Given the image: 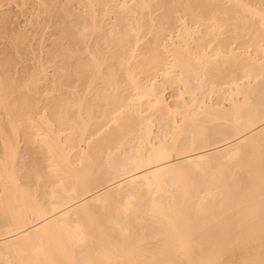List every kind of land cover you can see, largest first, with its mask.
Masks as SVG:
<instances>
[{
	"label": "bare ground",
	"instance_id": "1",
	"mask_svg": "<svg viewBox=\"0 0 264 264\" xmlns=\"http://www.w3.org/2000/svg\"><path fill=\"white\" fill-rule=\"evenodd\" d=\"M87 1L85 61L44 95L49 61H0V264H264V0L145 32L140 0L103 35Z\"/></svg>",
	"mask_w": 264,
	"mask_h": 264
},
{
	"label": "rangeland",
	"instance_id": "2",
	"mask_svg": "<svg viewBox=\"0 0 264 264\" xmlns=\"http://www.w3.org/2000/svg\"><path fill=\"white\" fill-rule=\"evenodd\" d=\"M93 1L95 2L100 14L98 19L99 21L103 22V29L100 31L101 35L107 33V31L111 30V28L116 29L121 27L124 18L123 16L129 13L128 10L130 11L131 8L132 10H136V7H138V11L135 12L136 15H138V12H140L139 6L136 5L140 0ZM180 1L181 2H178V6L174 0H147V3L150 7L148 8L149 10L145 9L142 15L140 13L141 17L138 16L139 19L142 20L140 22H142L144 25L142 32H145V29L146 31L150 30V27L154 28V30H157L156 27L170 28L171 25L176 24L177 22L175 21L174 23V20L176 19L177 14H174V12L177 10V7L182 9V5H184L186 2V0ZM173 2L175 5H173ZM104 4H107L108 6L105 7ZM193 5L197 6L195 3ZM174 9L176 10L173 11ZM179 9L178 11H180ZM104 11H107V14L102 19L101 15ZM130 14L132 16V13ZM164 14L170 18L166 20L168 17ZM163 15L166 17V19L164 18L165 21L162 19ZM90 18H92L91 8L89 7L87 0H0V21H3L4 23H0V25L2 24L0 26V61H2V64H4L7 60L4 65H7L8 61L12 63L14 62V64L9 63V65L11 64L9 67L10 69L11 67H14V69L16 68L17 70L19 68L18 71L21 70L20 72L26 69L25 71L27 73L31 72L33 69H36L35 67H38V64L41 60L42 62L49 61L50 63L46 64L48 80L41 82V84L38 85V88L37 86L34 87V85H30L31 90L28 91V95H37L35 90H37L39 93L38 95H44L51 88L53 79L60 78L59 76L62 74V67L67 66V64L70 63L72 65L76 64L77 59V63L85 61L84 58L86 53L82 54L81 52L84 51L82 49H85L86 45L81 43L79 46H77L75 33L77 34L78 29L81 28L83 24H90ZM161 22H163V25L166 22L167 23L163 27ZM159 23L162 26L158 27ZM20 32L24 33L26 41L23 40L19 48H14L15 46L13 47V45L15 41H13V38L15 37V34L17 35ZM153 34L154 33H152V35ZM95 35H98V32L95 33ZM152 35L146 34L144 36V39H142V42H140L141 47L139 45V50H142L143 52V50L152 41ZM167 37L168 39L165 38L166 42H170L169 36ZM92 42L93 41L88 42V44L91 45ZM76 47L79 48V50L77 52H73V49H76ZM143 47L145 48L141 49ZM142 52H140L138 57H140ZM69 53L72 56H70L68 60H59V55H69ZM80 57L83 59H81V62L79 59ZM15 63L17 65H15ZM14 69L11 70L12 74L16 70ZM189 80L191 86L194 84L196 85L197 82H195L194 79L189 78ZM158 82H161L160 78ZM32 89H34V92ZM62 89L64 90V88ZM165 94L168 101H171L172 99L168 97L170 94H172L171 88H168ZM51 95H53V92ZM54 95H57V93ZM44 101V104L46 102L49 103L47 99ZM42 104L43 101L41 105ZM158 131V128L156 129L155 127L154 132L156 133Z\"/></svg>",
	"mask_w": 264,
	"mask_h": 264
}]
</instances>
